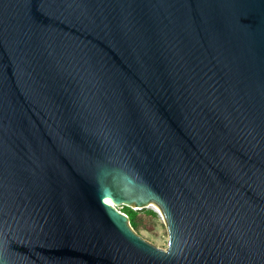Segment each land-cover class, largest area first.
Segmentation results:
<instances>
[{
    "label": "water",
    "instance_id": "95a60500",
    "mask_svg": "<svg viewBox=\"0 0 264 264\" xmlns=\"http://www.w3.org/2000/svg\"><path fill=\"white\" fill-rule=\"evenodd\" d=\"M0 264H264V0H0Z\"/></svg>",
    "mask_w": 264,
    "mask_h": 264
},
{
    "label": "rangeland",
    "instance_id": "374dc122",
    "mask_svg": "<svg viewBox=\"0 0 264 264\" xmlns=\"http://www.w3.org/2000/svg\"><path fill=\"white\" fill-rule=\"evenodd\" d=\"M120 206L121 204L117 205V208L120 209ZM144 207L156 210L157 215L149 217L145 213H142L141 215L144 217V220L140 229L135 231L156 246L165 248L167 244V229L161 210L154 202L148 203Z\"/></svg>",
    "mask_w": 264,
    "mask_h": 264
},
{
    "label": "trees",
    "instance_id": "16d2710c",
    "mask_svg": "<svg viewBox=\"0 0 264 264\" xmlns=\"http://www.w3.org/2000/svg\"><path fill=\"white\" fill-rule=\"evenodd\" d=\"M120 209L128 215L129 223L134 230H139L141 227V224L144 220V217L141 215L142 213H145L149 217H153L157 215L156 210L152 208H145V207L133 208L130 205L121 204Z\"/></svg>",
    "mask_w": 264,
    "mask_h": 264
},
{
    "label": "bare ground",
    "instance_id": "6f19581e",
    "mask_svg": "<svg viewBox=\"0 0 264 264\" xmlns=\"http://www.w3.org/2000/svg\"><path fill=\"white\" fill-rule=\"evenodd\" d=\"M105 200H107V201H109V202H111V203H112V201H111L109 198H105Z\"/></svg>",
    "mask_w": 264,
    "mask_h": 264
}]
</instances>
